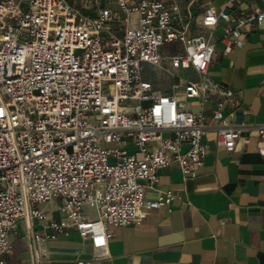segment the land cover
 <instances>
[{
    "label": "built area",
    "instance_id": "2783aa9c",
    "mask_svg": "<svg viewBox=\"0 0 264 264\" xmlns=\"http://www.w3.org/2000/svg\"><path fill=\"white\" fill-rule=\"evenodd\" d=\"M116 4L118 12L98 0L91 11L68 0H0V258L11 253L10 233L20 218L28 223L30 264H39L49 242L68 229L106 256L109 226H138L153 210L171 212L172 191L145 197L160 169L175 162L195 179L210 128L229 152L243 133L224 113L239 105L237 93L210 77L215 45L198 30L224 23L229 54L245 45L241 28L263 21L264 10L232 19L208 7L193 28L191 13L177 3ZM164 59L170 70L197 74L180 92L211 106L209 112L185 110L176 96L153 91L140 66ZM258 134L264 143V124ZM53 200L61 219L39 208ZM34 221L45 222V231L35 230Z\"/></svg>",
    "mask_w": 264,
    "mask_h": 264
},
{
    "label": "crops",
    "instance_id": "0c3cea01",
    "mask_svg": "<svg viewBox=\"0 0 264 264\" xmlns=\"http://www.w3.org/2000/svg\"><path fill=\"white\" fill-rule=\"evenodd\" d=\"M72 0V4L93 10L97 0ZM96 1V2H95ZM102 7L118 12L116 0H98ZM177 3L192 16V26L200 22L204 10L213 7L226 10L234 19L239 11L264 10V0H162ZM90 4V5H89ZM198 32L215 45L209 67L210 77L237 93L239 105L224 113L230 124L242 126L243 133L235 149L226 151L216 144L217 131L210 128L203 141L207 156L195 179L186 178L178 163L158 171V182L146 189L147 200L156 199L160 191H172L175 199L171 212L166 208L149 213L141 225L108 227L111 234L104 251L95 250L74 229L58 235L49 242L47 254L39 264H264V143L258 129L264 124V20L241 28L245 45L225 54L221 41L224 23L213 30ZM180 48L175 45V49ZM167 47L161 49L165 53ZM167 62V61H166ZM140 66L142 78L161 95H174L181 108L193 112H209L211 106L201 107L196 100L186 99L171 84L172 77L181 76V84L195 81L192 70H170L160 80L148 77ZM179 88V90H180ZM135 153L134 145L128 146ZM186 150V147H184ZM147 184L146 182H144ZM59 202L53 200L39 208L53 219H61ZM45 222L34 221V229L45 231ZM27 221L20 218L10 233L12 251L0 258L4 264H30Z\"/></svg>",
    "mask_w": 264,
    "mask_h": 264
},
{
    "label": "rangeland",
    "instance_id": "374dc122",
    "mask_svg": "<svg viewBox=\"0 0 264 264\" xmlns=\"http://www.w3.org/2000/svg\"><path fill=\"white\" fill-rule=\"evenodd\" d=\"M80 1V0H79ZM79 1L77 0L76 3H79ZM90 0H88L89 2ZM90 5V4H89ZM167 66V62L166 60H162L161 62V68L159 67H152V66H149L145 69V73L148 77L154 79V80H160L164 77V75L166 74L163 70V68H165ZM181 80H182V77L181 76H176V77H172V80H171V84H173V87L174 89L176 90V92L179 93V88H180V84H181ZM104 148H110L112 145H106V144H103L102 145ZM112 162V161H111ZM85 212H87L88 214H90L91 216H95V210L93 209H90V208H85L84 209Z\"/></svg>",
    "mask_w": 264,
    "mask_h": 264
},
{
    "label": "clouds",
    "instance_id": "9594fccd",
    "mask_svg": "<svg viewBox=\"0 0 264 264\" xmlns=\"http://www.w3.org/2000/svg\"><path fill=\"white\" fill-rule=\"evenodd\" d=\"M209 24H211V23H213V21L212 20H209V21H207Z\"/></svg>",
    "mask_w": 264,
    "mask_h": 264
},
{
    "label": "trees",
    "instance_id": "16d2710c",
    "mask_svg": "<svg viewBox=\"0 0 264 264\" xmlns=\"http://www.w3.org/2000/svg\"><path fill=\"white\" fill-rule=\"evenodd\" d=\"M72 4V0H68Z\"/></svg>",
    "mask_w": 264,
    "mask_h": 264
}]
</instances>
